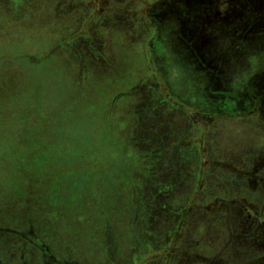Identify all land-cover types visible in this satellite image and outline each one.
<instances>
[{"label": "rangeland", "instance_id": "1", "mask_svg": "<svg viewBox=\"0 0 264 264\" xmlns=\"http://www.w3.org/2000/svg\"><path fill=\"white\" fill-rule=\"evenodd\" d=\"M0 264H264V0H0Z\"/></svg>", "mask_w": 264, "mask_h": 264}, {"label": "trees", "instance_id": "2", "mask_svg": "<svg viewBox=\"0 0 264 264\" xmlns=\"http://www.w3.org/2000/svg\"><path fill=\"white\" fill-rule=\"evenodd\" d=\"M15 16H16V15H15ZM73 43L77 45V41H74ZM59 46H60V44H59ZM135 91H136V89H135V90L133 89V92H132V93H134ZM167 101H168L170 104H171V102H175V103L181 104V103H179V102H176L175 100H172V98H170V97H168ZM135 113L138 114L139 112L136 111Z\"/></svg>", "mask_w": 264, "mask_h": 264}]
</instances>
